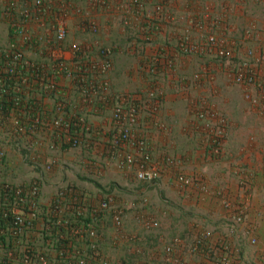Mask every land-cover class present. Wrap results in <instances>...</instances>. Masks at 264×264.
Masks as SVG:
<instances>
[{
  "label": "crops",
  "instance_id": "crops-1",
  "mask_svg": "<svg viewBox=\"0 0 264 264\" xmlns=\"http://www.w3.org/2000/svg\"><path fill=\"white\" fill-rule=\"evenodd\" d=\"M157 1H163L167 9L157 22L159 38L177 41L189 30L192 40L197 41L216 33L232 52L230 60L218 58L213 50L211 54L179 53L171 70L161 68L168 71V77L159 81L164 90L162 103L153 111L146 104L137 130L138 136L147 139L161 177L155 182L138 180L137 164L119 163L125 152H133L123 144L120 155L113 158L100 147L103 144L54 151L44 140L37 146L28 143L34 146L28 159L13 145L8 146V155L0 164V178L15 181L14 174L34 176L33 165L40 168L57 160L51 170H44L45 194H52L62 184L87 190L95 200L115 192L117 203L125 209L126 230L142 236L144 253L155 264H172L163 248L175 237L180 239L177 251L183 259L181 264H223L219 260L222 255L229 257L228 264H264V1ZM44 5L56 17L67 19V43L118 44L121 49L114 55L115 67L109 75L114 88L137 100L146 96L152 84L138 70L143 55L123 51L128 32L121 20L130 16L137 26L150 18L135 16L131 0H44ZM30 7L39 20L40 11ZM189 17L196 19L194 24L187 22ZM93 26L98 30L93 32ZM8 29L7 21L0 22L4 41ZM168 49L175 55L173 48ZM248 49H253L248 71L251 80L237 82L233 64ZM35 50L31 48L29 53ZM90 120L102 128L109 116L91 115ZM73 170L85 182L72 179ZM181 176L190 182L185 183ZM87 180L94 183L93 189ZM142 197L147 201L143 205ZM133 202L137 208L131 206ZM138 212L154 216L158 227L147 232L136 218ZM239 213L244 220L233 233L229 224ZM105 221L100 230L105 252L104 246L109 244L108 254L115 264H131L135 258L127 245L112 241L116 236L113 227L103 237ZM206 231L212 232L207 248L191 252L196 239ZM252 237L256 243L250 241Z\"/></svg>",
  "mask_w": 264,
  "mask_h": 264
},
{
  "label": "built area",
  "instance_id": "built-area-1",
  "mask_svg": "<svg viewBox=\"0 0 264 264\" xmlns=\"http://www.w3.org/2000/svg\"><path fill=\"white\" fill-rule=\"evenodd\" d=\"M131 3L135 16L150 18L137 26L130 16L121 20L128 32L123 51L143 55L138 70L152 84L141 100L117 91L109 77L115 67L114 55L121 49L118 44H82L80 40L67 43V19L52 14L44 0H0V22L7 21L9 25L6 41L0 34V164L10 145L28 159L30 148H34L28 146L29 142L37 146L46 140L54 151L103 144L100 147L113 158L120 155L123 144L133 152L118 157L119 163L137 164L138 180L155 182L161 177L147 139L137 133L146 104L153 111L162 103L164 90L159 81L168 77V71L161 68L171 70L179 53L214 52L218 58L230 60L232 52L216 33L205 36L203 43L193 41L189 30L177 41L159 38L157 22L167 13L163 1ZM30 6L40 11L39 20L32 15ZM195 20L187 18L189 24ZM97 30V26L92 27L93 32ZM170 47L175 55L169 54ZM31 48L36 49L34 54L29 53ZM252 56L253 49H248L244 57H237L239 60L233 64L235 81L251 80L248 71ZM100 114L109 116L106 127L95 126L90 120L91 115ZM56 161L40 168L33 165L35 175L26 181L0 178V264H115L101 245L104 219L112 224L114 244L124 242L137 264H155L144 253L142 236L126 230L125 209L117 203L115 192L95 200L87 190L62 184L52 194H45L44 170H51ZM180 179L190 182L188 177ZM144 198L141 205L147 202ZM131 206L137 208L138 204L133 202ZM136 218L149 233L159 225L154 216L142 212ZM243 220V214L232 216L229 230L235 233ZM211 235L206 231L198 237L191 252L207 248ZM250 239L256 243V238ZM179 241L175 237L163 248L172 264L183 262L177 251ZM219 260L229 263L227 255Z\"/></svg>",
  "mask_w": 264,
  "mask_h": 264
},
{
  "label": "rangeland",
  "instance_id": "rangeland-1",
  "mask_svg": "<svg viewBox=\"0 0 264 264\" xmlns=\"http://www.w3.org/2000/svg\"><path fill=\"white\" fill-rule=\"evenodd\" d=\"M26 175H28V174H26ZM23 176H25V175H23ZM22 175H21V177L19 176V174H14L12 177L14 178V180L15 181H18L19 179L21 180V181H25V180H27V179H29L31 176H28V177H23ZM81 175H78L77 174V171H75V170H73V172H72V175L70 176V177H72V179H74V180H77V181H79V180H82V181H84L81 177H80ZM70 177H68L69 179H71ZM87 178H91V177H87ZM85 182V181H84ZM84 182H82V183H84ZM87 182V184L90 186V188L91 189H93L91 186H93L94 185V183L93 182H90V180L88 181H86ZM94 188H96V186H94ZM127 193V192H126ZM106 224V226H105V229H104V233H103V237H107V235H108V233H109V231H110V229H112V224H111V222L108 220V221H106L105 222ZM103 231V230H102ZM102 231H101V233H102ZM107 239L108 238H106V241H107ZM106 243V242H105ZM105 243H104V245H105ZM105 247V249H106V252L108 253L109 252V244L108 245H106V246H104ZM123 251H124V249H123ZM136 259V260H135ZM134 260H131V264H137L138 263V260H137V258H135ZM133 262V263H132Z\"/></svg>",
  "mask_w": 264,
  "mask_h": 264
},
{
  "label": "trees",
  "instance_id": "trees-1",
  "mask_svg": "<svg viewBox=\"0 0 264 264\" xmlns=\"http://www.w3.org/2000/svg\"><path fill=\"white\" fill-rule=\"evenodd\" d=\"M114 186V184H111V186L110 187H113Z\"/></svg>",
  "mask_w": 264,
  "mask_h": 264
}]
</instances>
